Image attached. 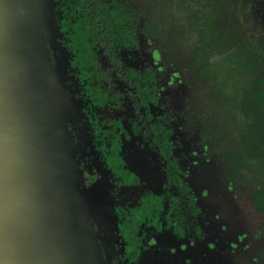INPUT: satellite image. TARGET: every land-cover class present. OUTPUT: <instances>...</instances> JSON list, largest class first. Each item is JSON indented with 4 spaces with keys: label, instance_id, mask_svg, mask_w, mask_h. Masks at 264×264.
<instances>
[{
    "label": "flooded vegetation",
    "instance_id": "obj_1",
    "mask_svg": "<svg viewBox=\"0 0 264 264\" xmlns=\"http://www.w3.org/2000/svg\"><path fill=\"white\" fill-rule=\"evenodd\" d=\"M244 1L230 2L234 29L264 64V43L252 42L254 22L244 15ZM58 2L74 25L69 51L59 43L73 61L69 84L84 115L71 136L84 185L103 193L98 222L107 264H264L255 189L238 170L237 145L225 153L221 111L210 112L214 59L199 73L203 60L195 59L191 39L180 46L164 41L161 25L169 17L161 0H76V11L70 0ZM110 6L122 16L117 39L99 11ZM78 22L96 43L78 42ZM74 51L91 73L80 83Z\"/></svg>",
    "mask_w": 264,
    "mask_h": 264
},
{
    "label": "water",
    "instance_id": "obj_2",
    "mask_svg": "<svg viewBox=\"0 0 264 264\" xmlns=\"http://www.w3.org/2000/svg\"><path fill=\"white\" fill-rule=\"evenodd\" d=\"M54 0H0V264H107Z\"/></svg>",
    "mask_w": 264,
    "mask_h": 264
},
{
    "label": "trees",
    "instance_id": "obj_3",
    "mask_svg": "<svg viewBox=\"0 0 264 264\" xmlns=\"http://www.w3.org/2000/svg\"><path fill=\"white\" fill-rule=\"evenodd\" d=\"M70 1L73 7L69 4V10H78L76 0ZM231 1L161 0L163 7L167 5L169 17L166 25H161L162 36L164 41H171L179 46L184 44L186 39H191L195 59L203 60L195 67L199 73H205L210 63L208 60L214 59L212 81L209 82L208 88L209 94L214 97V110L210 112L216 116L219 110L221 111L223 125L219 138L223 141L227 155L235 144L240 150L238 155L241 157L239 164L242 168L238 170L242 174L247 173L244 174L243 180L255 189L251 200L264 220V64L260 55L246 46L249 42L244 38V34L237 33L234 29L236 10L230 7ZM54 3L59 39L64 40L69 51L68 46L71 47L73 43L74 25L69 17L65 18L66 14L59 7L58 0H54ZM102 9L99 10L102 14L101 20L107 26L111 37L117 39L114 30L117 35L123 37V21L118 10H111V6L110 9ZM176 12L182 13L183 17L175 18L178 16ZM78 15L76 21L81 19L79 12ZM78 27V42L88 45V39H91L93 44L96 43L80 22ZM68 39L70 41H66ZM74 53L76 80L89 77L91 73L87 66L83 65L82 60L79 61L76 51ZM238 55L240 56L234 64L235 56ZM242 56L244 58H241ZM72 62L71 59L70 66ZM77 82L80 83V79ZM86 106L85 102L83 108Z\"/></svg>",
    "mask_w": 264,
    "mask_h": 264
},
{
    "label": "rangeland",
    "instance_id": "obj_4",
    "mask_svg": "<svg viewBox=\"0 0 264 264\" xmlns=\"http://www.w3.org/2000/svg\"><path fill=\"white\" fill-rule=\"evenodd\" d=\"M263 0H245L244 3L248 4L249 9H246L247 12L244 13L249 16V18L252 19L254 23H252V26H254V30L250 29L249 35L251 36V39H253V43L255 42V45H261V43H264V1ZM234 8V7H233ZM235 10V8H234ZM242 16H239V22L242 23ZM243 24V23H242ZM251 26V27H252ZM104 60V67L106 66ZM183 84H179V87L181 90H183ZM185 87V86H184ZM184 91H186V88H184ZM105 111H103V114Z\"/></svg>",
    "mask_w": 264,
    "mask_h": 264
}]
</instances>
